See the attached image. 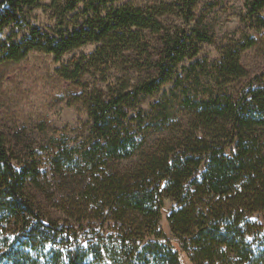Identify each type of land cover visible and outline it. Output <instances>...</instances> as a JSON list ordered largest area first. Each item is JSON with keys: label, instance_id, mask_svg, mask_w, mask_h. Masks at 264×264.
Returning <instances> with one entry per match:
<instances>
[{"label": "trees", "instance_id": "16d2710c", "mask_svg": "<svg viewBox=\"0 0 264 264\" xmlns=\"http://www.w3.org/2000/svg\"><path fill=\"white\" fill-rule=\"evenodd\" d=\"M40 1L0 0V63L19 61L33 50L60 58L101 43L90 55L73 57L59 69L78 83L88 66L113 62L137 48L144 31L164 37L168 48L154 63L158 76L136 85L124 79L110 95L92 91V139L82 150L58 148L50 160L61 176L87 170L82 191L88 204L114 221L106 237L82 243L74 228L44 220L28 189L40 187L43 171L33 157L16 156L0 132V264H185L175 246L191 264H264V225L251 218L253 213L264 218V85H249L236 96L185 94L182 104L192 112V133L175 138L170 152L156 156L153 167L113 171V161L134 156L140 146L137 116L131 115L140 97L173 78L188 41L212 37L196 29L183 37L162 32L157 16L128 3L111 5L102 16L101 5L108 0H88L85 11L94 16L81 25L69 27L61 18L45 30L29 15ZM83 1L66 0L62 15ZM179 1L192 17L197 0ZM249 5L255 13L264 8V0ZM238 59L236 51L222 59L228 77L224 83L245 75ZM216 195L220 202L213 199ZM166 200L172 203L166 218L173 239L166 238L159 224ZM48 243L57 247L44 251Z\"/></svg>", "mask_w": 264, "mask_h": 264}, {"label": "rangeland", "instance_id": "374dc122", "mask_svg": "<svg viewBox=\"0 0 264 264\" xmlns=\"http://www.w3.org/2000/svg\"><path fill=\"white\" fill-rule=\"evenodd\" d=\"M65 1L41 0L29 13L32 22L48 30L61 18L71 27L94 16L85 11L88 0L62 15ZM250 2L197 0L192 17H187L179 0H108L101 5L102 16L111 5L128 3L157 16L164 26L162 32L183 37L184 32L190 34L196 29L212 37L211 41H188L187 54L175 66L173 78L159 91L140 97L141 104L131 111L137 116L134 123L140 146L134 156L113 161L111 170L127 174L153 167L156 156L170 152L175 138L192 133V112L182 104L185 94L236 96L249 85H264V8L251 13ZM143 34L137 48H129L113 62L88 66L78 83L64 78L59 69L73 57L90 55L101 43L87 44L60 58L33 50L19 61L0 63V132L16 156L33 157L43 171L40 187L28 188L40 216L74 228L82 243L106 237L113 232L114 221L107 213L97 214L88 204L82 191L88 180L86 169L61 176L50 167V160L58 148L82 150L92 139L88 107L92 91L110 95L124 79L136 85L158 76L154 63L165 56L168 45L160 35ZM235 51L245 75L224 83L228 77L224 78L222 59ZM213 199L220 202L217 195ZM171 206L166 200L159 221L169 239L174 237L166 218ZM251 218L264 225L262 214L253 213ZM55 244L48 243L44 251L57 247ZM175 247L181 260L191 264L187 253Z\"/></svg>", "mask_w": 264, "mask_h": 264}]
</instances>
